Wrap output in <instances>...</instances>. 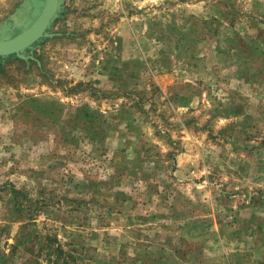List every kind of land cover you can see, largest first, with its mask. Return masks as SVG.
<instances>
[{"label": "rangeland", "instance_id": "rangeland-1", "mask_svg": "<svg viewBox=\"0 0 264 264\" xmlns=\"http://www.w3.org/2000/svg\"><path fill=\"white\" fill-rule=\"evenodd\" d=\"M49 32L0 58V264H264V0H64Z\"/></svg>", "mask_w": 264, "mask_h": 264}, {"label": "water", "instance_id": "water-1", "mask_svg": "<svg viewBox=\"0 0 264 264\" xmlns=\"http://www.w3.org/2000/svg\"><path fill=\"white\" fill-rule=\"evenodd\" d=\"M43 8L36 18L16 36L0 37V58L11 55L27 58L25 53L42 38L52 36L49 32L63 9L64 0H43ZM4 30H0V34Z\"/></svg>", "mask_w": 264, "mask_h": 264}, {"label": "flooded vegetation", "instance_id": "flooded-vegetation-1", "mask_svg": "<svg viewBox=\"0 0 264 264\" xmlns=\"http://www.w3.org/2000/svg\"><path fill=\"white\" fill-rule=\"evenodd\" d=\"M40 5H37V0H28L22 7H21V12L18 14V16L14 17L13 21L10 23L9 26L15 27L12 34L16 32H20L25 26H27L31 21L34 20V17L36 16V12L38 11V8ZM6 26V27H9ZM5 27V26H4ZM45 38L40 39L44 40ZM38 41L37 43L34 44L36 45L40 42Z\"/></svg>", "mask_w": 264, "mask_h": 264}]
</instances>
